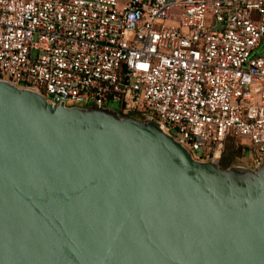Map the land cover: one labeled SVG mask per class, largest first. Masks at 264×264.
<instances>
[{
  "label": "water",
  "instance_id": "1",
  "mask_svg": "<svg viewBox=\"0 0 264 264\" xmlns=\"http://www.w3.org/2000/svg\"><path fill=\"white\" fill-rule=\"evenodd\" d=\"M0 264H264V164L0 80Z\"/></svg>",
  "mask_w": 264,
  "mask_h": 264
},
{
  "label": "built area",
  "instance_id": "2",
  "mask_svg": "<svg viewBox=\"0 0 264 264\" xmlns=\"http://www.w3.org/2000/svg\"><path fill=\"white\" fill-rule=\"evenodd\" d=\"M0 80L264 164V0H0Z\"/></svg>",
  "mask_w": 264,
  "mask_h": 264
},
{
  "label": "trees",
  "instance_id": "3",
  "mask_svg": "<svg viewBox=\"0 0 264 264\" xmlns=\"http://www.w3.org/2000/svg\"><path fill=\"white\" fill-rule=\"evenodd\" d=\"M119 115L122 116L121 114ZM243 154L244 152L241 147H237L233 141L228 140L223 145L218 164L222 168H230L239 162Z\"/></svg>",
  "mask_w": 264,
  "mask_h": 264
},
{
  "label": "rangeland",
  "instance_id": "4",
  "mask_svg": "<svg viewBox=\"0 0 264 264\" xmlns=\"http://www.w3.org/2000/svg\"><path fill=\"white\" fill-rule=\"evenodd\" d=\"M111 108L116 109L117 106L114 105V106H111ZM250 158H251L250 152H245L244 153V158L239 159V161H240L241 164H244V165H246L248 167H251V165L247 162Z\"/></svg>",
  "mask_w": 264,
  "mask_h": 264
}]
</instances>
